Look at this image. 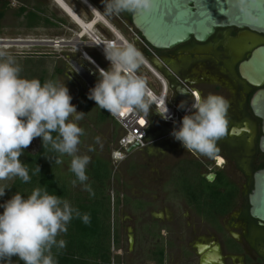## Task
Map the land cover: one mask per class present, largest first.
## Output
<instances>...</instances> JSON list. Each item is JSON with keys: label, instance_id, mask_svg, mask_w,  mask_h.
<instances>
[{"label": "clouds", "instance_id": "clouds-1", "mask_svg": "<svg viewBox=\"0 0 264 264\" xmlns=\"http://www.w3.org/2000/svg\"><path fill=\"white\" fill-rule=\"evenodd\" d=\"M104 7L116 13H150L154 0H106ZM104 51L110 67L98 69L100 79L90 90L89 99L112 114L129 108L148 112L154 102L149 99L146 81L136 74L142 63L141 53L132 44ZM21 72L15 57L7 50H0V181L18 177L25 183L30 182L29 169L20 157L33 139L40 137L43 148L58 154L56 164L63 163L61 157L65 155L71 157L69 170L76 177L73 185L79 181L85 191L94 195L91 185L86 183L89 179L86 167L91 157L79 154L80 137L85 132L78 122L84 113L78 112L71 103L72 97L63 82L41 83L39 79L22 77ZM178 107L186 114L179 126L173 128V138L188 152L215 156L219 152L217 142L227 130L230 102L221 95L209 93L203 98L196 95L190 104L181 101ZM158 112L168 118L167 107ZM96 141L100 142L99 137ZM88 150L94 151V148L90 146ZM35 173H40L38 165ZM6 189L10 187L0 186V197ZM0 208L3 209L0 264H12L13 257H18L23 264H58L53 249L66 247V241L57 237L67 233L73 216L90 223L89 214L82 215L68 200L42 187H35L26 197L15 192L0 203Z\"/></svg>", "mask_w": 264, "mask_h": 264}, {"label": "flooded vegetation", "instance_id": "flooded-vegetation-1", "mask_svg": "<svg viewBox=\"0 0 264 264\" xmlns=\"http://www.w3.org/2000/svg\"><path fill=\"white\" fill-rule=\"evenodd\" d=\"M113 13L117 22L120 20L124 24L132 23V13ZM136 33L142 38L138 30ZM136 42L138 40L134 39V43ZM260 45H264V34L249 28L232 26L216 28L205 42H198L192 37L171 49L153 48L155 53L152 55L160 57L173 72L174 76L164 69L169 75V82L174 85L170 89L177 105H180L181 101L190 104L195 98L194 91L202 98L209 93L218 94L230 102L228 119H241L228 122L224 137L217 142L219 152L213 157L188 152L176 141L171 132L179 126L178 123H167L161 118L157 121L158 130L166 133L163 137L169 136L168 139H162L172 145L168 153L173 158L169 173L166 171L159 176L157 183L164 194L161 196L162 201L169 197L173 204L170 208V223L174 231L173 239H170V249H173L174 264H264V222L252 217L250 212V194L255 187V174L264 169V153L259 146L262 120L255 115L251 106V99L258 88L250 85L239 73L241 62L247 60ZM67 71L64 68L61 74L65 75L80 94L81 89L67 75ZM78 79L84 85L85 82L80 77ZM250 117L257 121L256 131L249 120ZM152 122L150 129H153L154 119ZM246 125L250 127L251 132L232 133L233 128H245ZM159 142L155 145L162 144ZM150 147L143 148L141 152H147ZM219 178L230 184V187L236 186L237 192L232 197L231 210L225 215L217 216L216 223L206 217V202H210V199L206 198L210 192L209 189L206 190V181L209 184L215 183ZM226 187L227 185L220 187L219 191L226 194ZM138 203L141 205L135 206ZM145 203L146 201L135 200L132 208L145 214ZM146 220L140 224L145 226L148 222ZM110 223L113 232L111 264H124L123 261L120 262V253H114L115 248H120L115 242V234H118L120 243L121 233L111 218ZM149 224V228L143 229L149 230V235H152L153 227L158 229L155 231L158 237L146 250L151 260L158 264L157 251L164 248L166 264L170 249L163 244L162 237L166 235L162 232L164 228L159 227L161 224L156 220L149 221ZM129 239L133 243L130 251L137 250L132 256L140 257L145 253L144 248L136 244L135 233L130 234ZM134 262L132 257L129 264H135ZM136 264H146V261Z\"/></svg>", "mask_w": 264, "mask_h": 264}, {"label": "rangeland", "instance_id": "rangeland-1", "mask_svg": "<svg viewBox=\"0 0 264 264\" xmlns=\"http://www.w3.org/2000/svg\"><path fill=\"white\" fill-rule=\"evenodd\" d=\"M7 1L8 6L5 8V16L0 21V39L52 40L51 42L64 39L66 41H71L82 30L81 26L71 19L53 0ZM4 2L5 0H0V8ZM66 2L79 13L83 20L91 21L94 19V12L83 4L82 1L66 0ZM97 2V5L93 2L91 3L94 6H98L99 10L104 15L106 14L105 17L116 26V28L126 36L129 42H131L146 58L144 52L137 47L138 45L143 49H146L144 45L140 41L133 43V40L135 39L134 32H137L133 24L131 22L124 24L120 20L117 22V17L114 13L106 11L104 7L106 0H97ZM21 6L27 7L28 10L36 11L40 16L52 22V25L42 22L35 27L28 26L27 20L25 19L26 14H19V7ZM37 6L40 7V9H37ZM98 27L105 36H115L113 31L107 28L102 22L98 23ZM86 39V37L83 38V40ZM78 41H80L79 38ZM51 42L33 44L0 42V50H7L15 57L17 63L22 68L20 74L22 77L28 79L30 71H36L35 69L38 68V74H41L44 70L48 80L57 66L70 70L68 64V59L70 57L81 58V53L76 49L78 46L77 40L75 41L76 43L66 42L63 44L57 43V41L55 43ZM86 49L98 61H101L102 59V61L107 63L105 58L96 48L89 46ZM149 62L151 63V61ZM56 82L64 83L72 97L71 103L76 106L78 112H83L78 106L79 90L76 89L67 78H65L64 74L57 75ZM98 110L99 109L97 108H91L88 113L83 112V119L78 122L79 126L82 127L85 132V135L80 137L81 143L79 145V154L88 155L91 157V160L94 157H102L110 162L112 176L109 181L107 194H110L111 196V219L117 224L121 233V240L119 243L120 248L119 250L115 248L114 253H120L118 254L120 262L123 261L124 264H129L132 257L134 258L135 264L144 261H146V264H155L154 261L151 260L146 249L158 237L155 233L158 229L156 230V228L153 227L154 231L152 235H149V230L143 228H149V221L156 220L161 224L159 227L164 228L162 229V232L166 234L162 237L163 244L170 249V239H173L172 235L174 231V227H172V224L170 223L172 217L170 208L173 204L169 197L167 200L162 201L163 198H161V196H164V194L160 191L161 186H159L157 181L159 180V176H162L163 173L169 170V166L173 162L172 155L168 154L172 145L170 142H164V140H161V142H159L162 143L161 145L153 146L147 152L136 151L132 156L129 155L130 157L125 163L116 167L110 156L114 141L116 140L113 136V123L108 119L106 121H99L95 116V113L99 112ZM152 117L154 119V124L152 125L154 126L153 129L151 128L150 134L152 136H157V132L159 131L157 128L159 122L157 121L160 117L155 115H152ZM228 120V122H230L241 119L231 118ZM249 120L254 131H256V119L251 118ZM163 134L166 133L164 132ZM163 134L160 136H163ZM160 136H157L158 139ZM97 137H99V143L96 141ZM90 146L94 148V151L88 150ZM26 149L31 152H36L39 149L38 137L33 139L30 146ZM62 160L63 163L60 164V174L68 177L69 174H72L69 170L71 157L65 155ZM12 181L13 179L0 181V186L8 185ZM73 188L75 191H80V193H86L82 186H77L75 184L73 185ZM155 197H157L156 200ZM135 200H142L148 203L145 214L132 208ZM117 201H119V205L116 208L115 205ZM3 202L4 198L0 197V203ZM2 211L3 209L0 208V212ZM146 219L148 222L145 226H142L140 223H144ZM161 220H163V222ZM133 227L135 229L134 231ZM132 233H135L137 239L136 244L141 245L144 248L145 253H142L140 257L132 256L137 250L135 252L130 251L133 243L132 240L130 241L129 235ZM166 264H174L173 249L169 250Z\"/></svg>", "mask_w": 264, "mask_h": 264}, {"label": "trees", "instance_id": "trees-1", "mask_svg": "<svg viewBox=\"0 0 264 264\" xmlns=\"http://www.w3.org/2000/svg\"><path fill=\"white\" fill-rule=\"evenodd\" d=\"M96 3V0H89ZM8 6V1L5 0L0 8V21L5 16V8ZM37 9L40 7L37 6ZM19 14H26L25 19L30 27L38 26L39 24H51L48 19L40 16L36 11L28 10L27 7H19ZM31 70L28 79H39L41 83L47 81L46 72L43 70L38 74ZM64 72V67L57 66L53 74L48 80L56 81L57 75ZM78 106L84 113H88L91 108L99 109L97 112L99 120L105 121L112 118L109 113L96 105L94 101L89 99V96L84 92H80L78 97ZM55 135V134H53ZM39 149L36 152H31L24 149L20 159L29 169L31 177L30 182L25 183L18 177L14 178L8 184L10 189L5 190L3 196L4 201L11 198L15 192H20L25 197L31 193L35 187L46 188L50 194L60 196L70 202L72 207L78 209L83 215L85 213L90 216V223L85 224L81 218L73 216V219L67 225V233H61L57 239L66 241V247L60 250L53 249L55 259L58 264H111L112 263V246L113 232L110 223L111 218V196L107 194L109 181L112 176V168L110 162L102 157H94L86 167L88 183L94 195L80 193L73 188L72 181L76 179L75 175L69 174L68 177L60 174V164H56L55 160L57 153L50 149L43 148L42 138L38 137ZM63 159V157H61ZM40 167V173H35L36 166ZM76 185L82 186L79 181ZM227 185L226 194L221 193L219 188ZM210 190L206 198L210 202H206V217L212 222H218V217L227 214L232 208V197L236 194V186L227 184L225 180L219 178L215 183L206 181V190ZM119 201L116 202V208ZM218 216V217H217ZM115 242L119 244L118 234H115ZM158 264L165 262V250L161 248L157 251ZM12 264H23L18 257L12 258Z\"/></svg>", "mask_w": 264, "mask_h": 264}, {"label": "water", "instance_id": "water-1", "mask_svg": "<svg viewBox=\"0 0 264 264\" xmlns=\"http://www.w3.org/2000/svg\"><path fill=\"white\" fill-rule=\"evenodd\" d=\"M131 21L148 44L155 49L166 50L183 44L192 37L198 42H205L218 27L249 28L264 34V0H154V8L150 13H132ZM0 42L33 44L51 41L0 39ZM144 54L153 67L170 81L166 72L171 75L173 72L167 68L164 61L150 53ZM68 64L70 70L67 75L89 96L90 90L97 83L94 78L96 70L84 58L78 60L70 57ZM239 73L250 85L258 88L251 99V106L255 115L262 120L259 146L264 153V45L256 47L250 57L241 62ZM77 76L91 88L87 90ZM169 85L171 88L174 86L171 82ZM244 131L251 132V129L248 125L245 128L232 129L233 134H242ZM150 137L151 142L169 138L164 135L158 139L149 133V140ZM137 147L138 143L131 145L128 152L139 151ZM250 203L252 217L264 222V169L255 174V187L250 194Z\"/></svg>", "mask_w": 264, "mask_h": 264}, {"label": "built area", "instance_id": "built-area-1", "mask_svg": "<svg viewBox=\"0 0 264 264\" xmlns=\"http://www.w3.org/2000/svg\"><path fill=\"white\" fill-rule=\"evenodd\" d=\"M111 25L113 24L111 23ZM114 27L116 29V32L112 30L113 33L115 34L114 37L105 36L101 31V29H99L98 24L93 25L92 33L89 35H84L83 29L81 30L80 33H78L81 44L80 46L76 47V49L91 64V66L96 70V73L98 74H99L98 69L102 68L107 70L110 67V62L105 58V51H104L105 48L122 47L126 44H132L131 42H129L126 36L116 28V26ZM84 37H86L87 39L83 40ZM134 37L136 40L140 41L144 45L148 53L151 54L155 53L153 47L150 44H148L143 38H141L136 32H134ZM89 46L96 48L102 54V56L107 61L108 66L102 65L95 57H93L87 51L86 48ZM141 55H142L141 64L145 66L147 69H149L155 75L156 81L153 84L150 83L143 76H141L138 70L136 74L141 76L146 81L147 89L149 92V99L154 103L150 106L148 112H143L134 108H129L125 111H122L119 114H112L106 110L122 129V134L119 136L116 144L113 146L111 151V158L113 164L116 167H118L121 162H123L129 157L131 153L128 152V149L131 145L138 143L137 148L143 149L150 144L148 135L150 133L152 115L154 114L152 113L153 111H155L158 114V116L167 123H175V124L178 123L177 125H179L180 121L182 120V117L186 114L184 110L178 107L179 105H177V103L172 98V95L170 94L171 89L168 79L159 71H157L153 67V65L145 58V56H143V54ZM87 86L88 89L91 88V86L88 83ZM194 94L196 96L197 92L194 91ZM165 107L168 108L167 119H165L162 116V114L158 112V110L163 111ZM141 121H143V123H141Z\"/></svg>", "mask_w": 264, "mask_h": 264}, {"label": "crops", "instance_id": "crops-1", "mask_svg": "<svg viewBox=\"0 0 264 264\" xmlns=\"http://www.w3.org/2000/svg\"><path fill=\"white\" fill-rule=\"evenodd\" d=\"M54 1V0H53ZM65 2H66V0H64ZM81 1V0H80ZM87 1H89V0H87ZM97 1V0H96ZM55 2V1H54ZM90 3H91V1H89ZM56 3V2H55ZM67 3V2H66ZM96 3H98V2H96ZM95 3V4H96ZM57 4V3H56ZM68 4V3H67ZM84 4V3H83ZM92 4V3H91ZM58 5V4H57ZM69 5V4H68ZM97 5V4H96ZM59 6V5H58ZM78 15H79V13L71 6V5H69ZM87 6V5H86ZM60 7V6H59ZM95 7H97L98 8V6H95ZM61 8V7H60ZM89 8V7H88ZM63 10V9H62ZM98 10H99V8H98ZM64 11V10H63ZM100 11V10H99ZM65 12V11H64ZM66 13V12H65ZM100 13L102 14V16L109 22V23H111L106 17H105V15L100 11ZM67 14V13H66ZM68 15V14H67ZM94 15H95V12H94ZM69 16V15H68ZM80 16V15H79ZM70 17V16H69ZM71 18V17H70ZM80 18H81V16H80ZM72 19V18H71ZM82 19V18H81ZM83 20V19H82ZM83 21H85V20H83ZM85 22H88V21H85ZM101 22V21H100ZM99 23V21L97 22V24ZM102 23H103V21H102ZM104 25H105V23H103ZM107 26V25H106ZM108 27V26H107ZM134 41V40H133ZM137 47L141 50V51H143V52H147L146 51V49H143L141 46H138L137 45ZM88 51V50H87ZM101 64H103L104 66H108V64L105 62V61H102V59H101V61H99ZM138 71L140 72V74H141V76H143L147 81H149L150 83H154L155 81H156V77H155V75L149 70V69H147L145 66H143L142 64H140V67L138 68ZM162 73V72H161ZM94 78L98 81L99 79H100V76H99V74L98 73H95L94 74ZM84 87L88 90V86L86 85V83H84ZM153 115H158L155 111H153ZM95 116L98 118V115H97V112L95 113ZM160 119V118H159ZM98 120H99V118H98ZM107 120V119H106ZM105 120V121H106ZM108 120L109 121H111V123H113V136H114V138H116V140L114 141V145L116 144V142H117V140H118V138H119V136L122 134V130H121V127L119 126V124L113 119V118H108ZM100 121V120H99ZM152 121H153V117H152ZM151 130V129H150ZM163 133H161L160 131H158L157 132V136H160V135H162ZM151 135V134H150ZM152 136V135H151ZM157 136H155V137H157ZM151 139H152V137H150V144L148 145V146H151V147H153L154 146V144H156L157 142H159V141H161V140H164V139H160V140H158L157 142H151ZM148 146H146V147H148ZM156 146V145H155ZM145 147V148H146ZM150 147V148H151ZM142 149H140L139 151H141ZM136 152V151H135ZM135 152H133V153H131L130 154V156H132ZM129 156V157H130ZM128 157V158H129ZM127 158V159H128ZM126 159V160H127ZM126 160H124L123 162H121L120 163V165L121 164H123V163H125L126 162ZM119 165V166H120ZM136 205H141V203H138V204H135V206ZM144 206H148V203L146 202L145 203V205Z\"/></svg>", "mask_w": 264, "mask_h": 264}, {"label": "bare ground", "instance_id": "bare-ground-1", "mask_svg": "<svg viewBox=\"0 0 264 264\" xmlns=\"http://www.w3.org/2000/svg\"><path fill=\"white\" fill-rule=\"evenodd\" d=\"M60 7L61 9H63L77 24H79V26L82 27L83 29V34L84 35H89L92 33V28H93V25L97 24V22L99 21H103V23H105V25H107L111 30L115 31L116 32V29L113 25H111V23H109L103 16L102 14L100 13V11L93 5L91 4L89 1L87 0H81L85 5H87V7H89L93 12H95L96 14L95 15H98L96 17H94V19H92L91 21H88V22H85L83 21L80 16L64 1V0H54ZM119 33V32H118ZM78 38L79 36L77 35L73 40L71 41H66V40H63V41H57V43H76L75 41L77 40V44L78 46H80V41H78ZM52 41V40H51ZM56 41H53L51 43H55ZM7 43H10V42H7ZM55 46V45H53ZM77 46V47H78ZM56 47V46H55Z\"/></svg>", "mask_w": 264, "mask_h": 264}, {"label": "snow or ice", "instance_id": "snow-or-ice-1", "mask_svg": "<svg viewBox=\"0 0 264 264\" xmlns=\"http://www.w3.org/2000/svg\"><path fill=\"white\" fill-rule=\"evenodd\" d=\"M141 123H143V121H141Z\"/></svg>", "mask_w": 264, "mask_h": 264}]
</instances>
